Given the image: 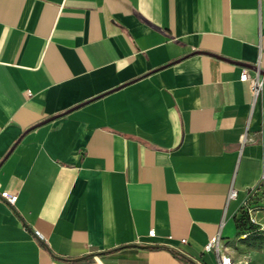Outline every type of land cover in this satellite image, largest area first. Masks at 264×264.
I'll use <instances>...</instances> for the list:
<instances>
[{"label":"crops","instance_id":"crops-1","mask_svg":"<svg viewBox=\"0 0 264 264\" xmlns=\"http://www.w3.org/2000/svg\"><path fill=\"white\" fill-rule=\"evenodd\" d=\"M259 68L264 0H0V264H217L219 233L246 258Z\"/></svg>","mask_w":264,"mask_h":264},{"label":"built area","instance_id":"built-area-1","mask_svg":"<svg viewBox=\"0 0 264 264\" xmlns=\"http://www.w3.org/2000/svg\"><path fill=\"white\" fill-rule=\"evenodd\" d=\"M240 79L249 83L253 102H255L264 87V71L259 68L253 75H251L249 71L245 69L242 72ZM1 196L10 204H15L18 199V195L16 193H10L8 191H2ZM236 196L237 190L232 188L230 191V198H234ZM251 201H253L252 196L243 204L241 208V210L247 211L249 222L253 225V229L251 231L242 233L243 237L251 235L252 231L258 234H264V203L258 202L259 204H252ZM35 233L40 239H44L43 234L39 230H36ZM149 235L154 237L156 235V229L152 228L149 231ZM182 241L186 242L187 239L183 238ZM222 241V236L219 233L210 238L205 246L206 251L215 252L217 254L218 264H250L248 259H237L233 255L229 254Z\"/></svg>","mask_w":264,"mask_h":264},{"label":"rangeland","instance_id":"rangeland-1","mask_svg":"<svg viewBox=\"0 0 264 264\" xmlns=\"http://www.w3.org/2000/svg\"><path fill=\"white\" fill-rule=\"evenodd\" d=\"M259 201H251L252 204H259ZM240 243L237 244L236 250L238 254L241 256H245L252 263L254 262L253 254L251 253V249H257L258 251L264 252V234H258L252 231L251 235L247 237L240 238ZM218 264V259H217Z\"/></svg>","mask_w":264,"mask_h":264},{"label":"trees","instance_id":"trees-1","mask_svg":"<svg viewBox=\"0 0 264 264\" xmlns=\"http://www.w3.org/2000/svg\"><path fill=\"white\" fill-rule=\"evenodd\" d=\"M239 233L242 234L253 229V225L249 222L248 214L246 210H241L236 217Z\"/></svg>","mask_w":264,"mask_h":264},{"label":"water","instance_id":"water-1","mask_svg":"<svg viewBox=\"0 0 264 264\" xmlns=\"http://www.w3.org/2000/svg\"><path fill=\"white\" fill-rule=\"evenodd\" d=\"M149 246V245H148ZM147 247V246H146Z\"/></svg>","mask_w":264,"mask_h":264}]
</instances>
